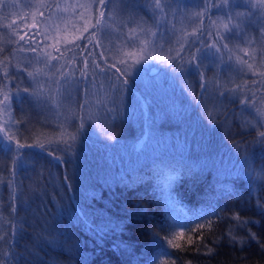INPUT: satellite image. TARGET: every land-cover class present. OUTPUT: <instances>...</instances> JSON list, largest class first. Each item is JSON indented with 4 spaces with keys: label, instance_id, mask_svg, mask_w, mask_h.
<instances>
[{
    "label": "trees",
    "instance_id": "trees-1",
    "mask_svg": "<svg viewBox=\"0 0 264 264\" xmlns=\"http://www.w3.org/2000/svg\"><path fill=\"white\" fill-rule=\"evenodd\" d=\"M203 19L181 55L148 78L122 76L98 37L61 52L73 53L78 98L102 85L91 97L103 136L81 98L75 120L51 125V105L34 107L22 67L8 60L18 44L0 48V100L9 96L0 105V264H153L172 230L167 174L184 228L180 247L168 249L173 264H264V76L230 79Z\"/></svg>",
    "mask_w": 264,
    "mask_h": 264
},
{
    "label": "rangeland",
    "instance_id": "rangeland-1",
    "mask_svg": "<svg viewBox=\"0 0 264 264\" xmlns=\"http://www.w3.org/2000/svg\"><path fill=\"white\" fill-rule=\"evenodd\" d=\"M208 1L210 0H160L161 7L156 8V0H107L106 5L101 8L99 0H0V48H7L12 43L18 44L17 50L10 52L8 60L13 68L22 67L23 85L29 98L34 99V107L38 99L51 105V125L63 129L66 123L68 125L75 120L84 99V109H81L85 110V118L93 130L97 123L95 127L99 126V132L102 131L103 136L102 123L98 124L97 113L93 111L95 97H91L95 92L101 91L102 85L97 83L95 86L98 89L93 91L86 86L80 102V88L75 81H71L74 74L73 53H61L80 39L90 36L94 41L98 37L101 40L98 51L103 57L110 58L109 64L116 61L122 64L123 70L126 65L129 66L131 78H148L150 71L181 51L180 45H185L192 38L194 30H201L205 15V18H209L208 25L215 28L220 40L221 58L230 73V79L258 75L264 71V7H252L257 0H228L226 6L219 8L211 5L221 4L222 0L207 3ZM101 11L105 13L103 17L100 16ZM200 12L203 16L194 15ZM239 13L243 15H238ZM221 21L228 23L227 30L218 26ZM85 27L88 28L87 32ZM37 32L39 35H36ZM93 32L95 36L91 35ZM20 35H25V40H20ZM225 44L227 48L224 47ZM31 48L36 51H31ZM142 49H146L148 59L136 63L143 55ZM242 49H247L248 55ZM45 53H51L57 59L48 60ZM237 57L253 64V68L250 70L247 65L239 64ZM60 59L62 74H59ZM18 76L20 77L19 74ZM104 86L110 87L108 84ZM258 89L260 91L256 95L262 96V103H259L261 107L264 106L262 78ZM64 132L65 130L58 129L54 137L63 136ZM175 184L176 179L172 174L164 175L162 198L167 215L172 221V230L167 239L184 229L174 203ZM203 214L199 219L203 218ZM171 247L166 242L163 250L167 255L160 252L153 264H173L168 251Z\"/></svg>",
    "mask_w": 264,
    "mask_h": 264
},
{
    "label": "snow or ice",
    "instance_id": "snow-or-ice-1",
    "mask_svg": "<svg viewBox=\"0 0 264 264\" xmlns=\"http://www.w3.org/2000/svg\"><path fill=\"white\" fill-rule=\"evenodd\" d=\"M106 2H107V0H99L100 7L103 8L106 5ZM227 4H228V0H222L221 4H215V5H211V6L219 8V7L226 6ZM155 7L156 8H160L161 7L160 0H156ZM252 7H264V0H257V3L253 4ZM104 15H105V13L103 11H101L100 12V16L103 17ZM194 15L195 16H203V13L202 12L195 13ZM238 15H243V13H239ZM99 23H100V21H99V19H97V24H99ZM213 23L215 24L216 22L214 21ZM229 23H231V17H229ZM218 26L223 27L225 30L228 29V23H223L222 21L220 22V24ZM93 27H94V25H93ZM85 31L86 32L88 31L87 27H85ZM13 34H15V29H13ZM192 34H195V30H194V32ZM36 35H39V32H37ZM91 35L95 36V32H93ZM185 35H188V33H185ZM19 39L20 40H25V35H20ZM25 42H27V41H25ZM183 47H184V45L181 44L180 45V49L183 50ZM209 47H215V45H210ZM224 47L227 48L228 47L227 44H225ZM30 50L33 51V52L36 51L35 48H31ZM217 50H219V49H217ZM57 51H59V49H57ZM199 51L200 50L197 49V52H199ZM242 51L245 52V55H248L247 49H242ZM142 52H143V55L141 56V58L139 60L136 61V63H140L142 60L148 59L146 49H142ZM176 55L180 56L181 55V51H177ZM45 57L48 60L57 59V57H53L51 55V53H45ZM169 59H172V57H169ZM236 59H237V62L239 64L247 65L248 69L251 70L253 68V64L248 63L247 60H242L240 57H237ZM253 59H255V58L253 57ZM196 60H198L197 54L196 53H192L191 61H196ZM85 63L87 64V59H85ZM121 63H123V61H121ZM114 66L115 65H113V67ZM97 67H99V65H97ZM128 67L129 66L126 65L124 70L117 69V71H120L122 76H128V75L131 74L128 71ZM29 75H33V73H29ZM260 75L264 76V72H261ZM123 83L125 85L128 84V80L124 79ZM25 91H27V89H25ZM8 100H9V96L7 94H4L3 100H0V105H6ZM247 102L248 101H246V100H241L242 104L247 103ZM256 112L261 118H264V106H261V107L257 108ZM80 127L83 128V123H81ZM67 135H68L69 139L72 140V141H74L75 138H76L75 135H73L71 133H68ZM258 135L262 138L261 142H264V131L259 132ZM9 140H11V136L9 137ZM65 143L68 144V141H65ZM68 146L71 147L70 144H68ZM17 147L18 148H23V147H26V145L18 144ZM200 227H203V225H201ZM193 231H195V229H193ZM183 237H184V232H182V231L181 232H176V233L173 234L172 238H169L167 240V244L172 246V247L179 248L180 245L178 243H175V241L178 240V239H182ZM189 241H190V238H189ZM161 254L162 255H167V252L162 249L161 250Z\"/></svg>",
    "mask_w": 264,
    "mask_h": 264
}]
</instances>
